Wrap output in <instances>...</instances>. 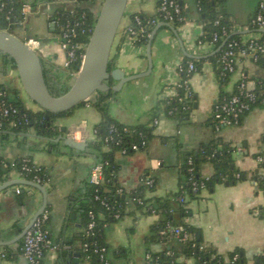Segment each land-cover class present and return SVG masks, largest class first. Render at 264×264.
<instances>
[{"label":"crops","instance_id":"0c3cea01","mask_svg":"<svg viewBox=\"0 0 264 264\" xmlns=\"http://www.w3.org/2000/svg\"><path fill=\"white\" fill-rule=\"evenodd\" d=\"M181 1L187 5V19L175 26L179 36L170 27L160 26L152 45L151 73L126 82L109 99L108 110L110 116L120 123H147L152 126L158 100L170 93L169 86L181 77L178 65L188 58L203 60L190 78L196 96L195 108L190 119L179 125L160 107L157 116L159 122L154 125L148 146L131 154L118 152L115 155L118 179L123 189L129 191L139 184L143 175H150L156 179V187L148 190L146 197L171 195L179 188L182 163L177 140L181 143V150L188 151L221 137L234 147L235 165L246 171L247 177L235 183L217 182L212 188L203 189L196 198L188 200L190 212L184 221L195 226L196 236L202 238L205 245L214 247L219 254L226 257L240 248L247 258L246 264H254V257L264 252V219L261 215L264 192L258 188L255 180L259 161L255 154L264 151V99L251 108L240 125L217 128L212 116L222 92H232L244 76L249 78V88L255 90L257 83L264 81V69L240 54L236 71L222 87L214 65L222 45L199 42L205 22L197 7L198 0ZM258 3L259 0H225L230 32L241 43L252 37L264 36V28L251 23ZM135 14L156 15L157 0H128L111 54L113 67L120 68L126 75L148 69L147 44L133 43L125 32ZM40 15H31L26 22L32 25V35H22L20 28L17 35L31 43L41 55L48 85L55 89L71 86L76 75L66 71V53L61 49L56 34L51 32L50 22L47 20L46 27L40 24ZM162 23L159 21L156 27ZM5 59L0 55V84L7 89L10 98L17 90L19 98L29 108L39 109L24 91L17 70L6 65ZM100 120V111L92 103H86L77 106L71 115L58 118L55 121L57 132L52 135L40 134L33 126L18 131L5 129L0 135L1 157L14 160L27 155L41 165L47 174L44 186L48 192L46 210L49 212L47 226L50 244L43 257L46 264H56L57 261L61 264H78L80 261L79 249L84 228L79 203L85 199L90 170L98 161L97 155L89 149V143L96 139L94 130ZM68 138L78 141L81 147L69 146ZM201 173L211 176L213 166L205 163ZM20 179L24 178L13 172L8 180ZM16 185L21 187L19 192L15 190ZM22 195L23 198H20ZM42 201V192L26 183H16L0 190V264L24 263L20 250L23 230ZM157 219L158 215L154 213L126 211L119 220L108 225L105 240L111 263L145 264L153 254L167 250L169 253L172 247L178 253L179 262L197 264L184 254L183 244L178 237H168L167 240L150 238L151 227Z\"/></svg>","mask_w":264,"mask_h":264},{"label":"trees","instance_id":"16d2710c","mask_svg":"<svg viewBox=\"0 0 264 264\" xmlns=\"http://www.w3.org/2000/svg\"><path fill=\"white\" fill-rule=\"evenodd\" d=\"M27 1L29 0H0V3H4V6L2 9H0V30H7L17 35V29L21 27L19 21L22 18V7ZM30 1H32V4H35L38 0ZM102 1L103 0H80V5L77 4L68 6L66 4H61L55 7V10L52 12V14L47 17V20L48 22H51L52 20L56 19V17L60 16L62 21H64L66 17L69 15L71 16L69 10L73 6L80 23L77 26L78 29L73 36L72 42L73 44H83L82 47L77 50V52L79 54L84 53L90 35L92 34L97 16V13L93 10V6L97 2ZM224 6L225 0H198L197 7L205 22L204 32L200 40L212 39L214 32L218 31L221 25L228 29V36L230 39L236 37L235 34L230 32V22L228 19H226L227 13ZM184 14L187 19L186 10L184 11ZM136 15H139L144 23L157 17V14L152 16L144 14L132 15L130 25L134 27H138L134 20ZM219 17L220 24L217 25L215 24V20ZM157 24L158 23L150 24L148 32L152 33ZM55 29L57 30V28ZM148 40L149 37H146L136 43L147 44ZM219 45H222V47L214 59V65L223 87L233 73L227 74L225 76L222 75L220 59L221 53L225 48L226 43H224V40H222L219 42ZM3 56L6 58L5 64L11 65L17 70L14 59L6 55ZM189 61H194L198 70L203 60L188 58L183 62L185 68ZM81 63L82 58L77 56V59L71 62L69 67H65V69L68 73L77 74L80 70ZM110 63L113 67L112 61ZM258 64L261 66L264 64V56H260ZM192 75L193 73L191 76ZM181 76L182 78L187 76L186 69L181 72ZM242 79L248 84L249 78L247 76H244ZM240 81L235 85V88L232 92H222L221 97H230L235 94L238 91V85ZM0 87L4 88L2 84H0ZM49 88L52 93L58 95L66 92L70 88V85H64L57 89L52 88L49 85ZM4 89L7 91L6 88ZM253 91L257 94V100L251 105V108L264 99V81L257 83L256 88ZM114 94L115 93L112 91L107 93L98 91L91 98L84 100L77 105L79 106L86 103H92V105L100 111L101 120L95 126L96 139L90 141L89 149H91V151L97 155L98 161H107V163L104 164V180L102 184L96 186L90 183L85 194V199L79 203V210L81 211L83 217L82 224L84 229L81 233L82 245L79 249L81 256L78 264H87L84 259L86 254H91L89 262L90 264L97 262V255L93 251L94 246L90 245V248L86 249L83 245L85 242L89 244L96 243L99 246H105L108 251V243L105 240V229L114 221L119 220L126 213V211H139L142 214L154 213L158 215V219L151 227L152 234L150 238L152 240H167L168 237H178V239L183 244L184 254L187 257L193 258L197 264H246L247 258L240 248H236L225 257L219 254L214 247L205 245L203 239L196 236L195 226L184 221V217L189 214L186 213L185 209V205L188 204V200L196 198L202 191H194L192 187V181L193 179H201V169L205 163H210L213 166V174L210 176V180L207 182L206 188H212L217 182L223 181L226 183H235L236 181L247 177V172L235 165V160L233 157V152L235 150L234 147L230 143L225 142L221 137H216L209 143L200 145L197 149L183 151L181 150V143L177 140L176 146L182 155V163L180 165L179 171L178 190L171 195L164 197L148 198L146 197V192L148 190H153L156 187V179L154 178L155 184L152 187H149L143 181H140L134 189L126 191L123 189L118 179V165L115 161V155L124 147L127 148V154L136 152L135 150L131 149V145L133 143L140 144L142 137L146 139L147 144L142 145L140 150L145 149L148 146L150 139L153 137L154 126H150L147 123L126 125L112 118L109 114L108 104L109 99ZM12 96L13 97L11 98L9 97L11 101L15 105L27 110L30 114V123L28 125L11 128L10 130L13 131L23 130L33 126L40 134L48 136L52 135L53 133L57 132L55 121L60 117L71 115L77 107L75 106L74 108L63 112H52L38 105L39 109L36 110L29 108L25 102L19 98L17 90ZM195 103L196 96L192 88H179L176 95L162 97L158 100L156 109L153 112V118L159 116L160 113L158 109L161 107L164 109L165 115L174 118L177 120L179 125H181L190 119L191 113L195 108ZM251 108L243 114L240 124L243 123L244 118ZM170 111H172L171 114L169 113ZM212 121L214 125H216L217 121L214 115L212 116ZM113 124L121 132L122 141L119 144L115 142H105V137L109 134ZM124 126H127V131L123 130ZM3 133V131H0V135ZM260 156H262L263 159L258 161L255 180L258 188L264 192V151L255 154L256 159H258ZM190 158H192V165L189 164ZM17 159L18 158H16V160ZM191 166L194 167V173L192 177L189 172V168ZM42 176L46 181L47 174L44 168ZM144 176L145 175H143V177ZM120 188L123 189L122 192H119ZM96 195H99L100 199H96ZM185 196L187 197V201H182ZM101 198H105L108 202V205L103 204L101 202ZM134 198H141L142 202L137 199L134 200ZM90 211L94 212L97 222L96 227L94 228V234L92 236L85 234L87 225L91 220ZM117 211L120 212V217L115 215ZM261 215L264 219V207L261 209ZM105 223H107L106 226H104ZM175 227H180L181 231L179 233L174 232L173 229ZM185 232L189 234V236L186 238L184 237ZM190 235H193V237H190ZM167 251L153 254L151 259L145 264H183L178 261V253L174 251L172 247H170L169 253H167ZM235 255H238L236 259ZM56 264H61V262L57 261ZM254 264H264V252L254 257Z\"/></svg>","mask_w":264,"mask_h":264},{"label":"built area","instance_id":"2783aa9c","mask_svg":"<svg viewBox=\"0 0 264 264\" xmlns=\"http://www.w3.org/2000/svg\"><path fill=\"white\" fill-rule=\"evenodd\" d=\"M98 3V2H97ZM102 3V2H100ZM61 4L66 5H80V0H38L35 4L32 1H27L22 7V18L19 21L20 26H25L27 20L31 15L35 14H45L49 17L55 10L56 6ZM4 6V3H0V9ZM187 5L182 3L181 0H157V17L148 20L146 23L141 19L139 15H136L134 20L138 27L128 25L125 28V32L133 43L141 41L143 38L150 37L151 33L148 32L149 25L158 23L159 21L170 23L174 26L183 24L186 21V16L184 14L185 7ZM71 16L66 17L62 21L61 17L58 16L51 22L54 23L55 28L59 29V40L60 47L66 53V59L64 66L69 67L70 63L80 56L83 60L84 53H78L77 50L82 47L83 44H73V36L75 35L77 26L80 21L76 16L74 7L70 8ZM251 23L254 26L264 28V0H259L257 10L251 19ZM215 24H220V17L215 20ZM228 29L221 25L220 29L214 32L212 39L210 40H199L200 43L205 41L219 43L224 40L226 43L225 48L221 53V66L222 75L232 74L236 71L239 55L250 58L256 63L260 56H264V36L263 37H252L244 43H241L235 38H229ZM31 44V43H30ZM32 45V44H31ZM33 46V45H32ZM264 69V64L262 65ZM186 69L187 76L185 78L180 77L178 81L169 86L170 93L167 96H174L178 93L179 88L190 89V78L191 74L197 71L196 64L194 61H189L186 68L181 62L178 65L179 72H183ZM73 75H77L72 73ZM257 100V94L250 90L247 82L241 80L238 85V91L230 97H221L213 111V115L216 119V127L221 126H231L240 125L243 114L251 108ZM164 113V109L162 111ZM170 114L172 111L169 112ZM159 122V118H153L151 125L154 126ZM30 123V114L27 110L15 105L9 98L8 92L0 87V131L5 129H11L14 127L28 125ZM124 131H127V126L123 127ZM96 134V129L94 130ZM122 136L119 129L113 124L111 126L109 134L105 137V142H115L117 144L121 143ZM147 141L142 137L140 144L133 143L131 149L138 151L142 145H146ZM120 153L127 154V148L124 147L120 150ZM263 158L260 156L258 158L261 161ZM104 161H97L91 168L89 173L90 183L93 185H101L104 180ZM189 164L192 165V158L189 159ZM16 172L17 175L24 179H29L31 181L44 184L45 179L42 176L43 167L37 164L31 157L24 155L17 160H7L0 156V183H3L10 179L12 173ZM191 177L194 173V167L189 168ZM210 180V176L202 175L200 180L193 179L192 187L194 191L203 190L207 187V182ZM147 186L152 187L155 184L154 177L150 175H145L141 178ZM21 189L20 185H16V192ZM123 189L120 188L119 192ZM96 199H100L99 195L95 196ZM142 202L141 198H134ZM182 201H187L185 196ZM101 202L108 205L105 198H101ZM186 213L190 212L188 204L185 205ZM120 217V212L117 211L115 214ZM91 220L87 225L85 234L92 236L94 234V228L96 227V219L93 211H90ZM49 220V212L45 210L32 224L30 229L23 236V241L20 247L21 254L24 258L23 264H46L43 261L45 251L50 244V232L47 226ZM107 223L104 224L106 226ZM174 232L179 233L181 231L180 227H175ZM187 232L184 233V237H188ZM84 247L86 249L93 245V251L97 255V262L93 264H111V261L107 257V248L105 246H99L96 243L89 244L85 242ZM5 254L3 253V256ZM238 255H235V259ZM91 254H86L84 256L85 262L90 264ZM151 259V257H149Z\"/></svg>","mask_w":264,"mask_h":264},{"label":"water","instance_id":"95a60500","mask_svg":"<svg viewBox=\"0 0 264 264\" xmlns=\"http://www.w3.org/2000/svg\"><path fill=\"white\" fill-rule=\"evenodd\" d=\"M127 3L128 0L102 1L92 34L85 48L80 70L75 76L73 84L64 93L56 95L51 92L45 76L43 59L28 41L7 30H0V55L14 59L23 89L28 97L40 107L52 112H63L74 108L98 91L117 93L126 82L151 73L153 69L152 45L161 25L170 27L179 36L174 25L163 22L155 27L149 37L147 43L148 69L146 71L126 75L120 68L112 67L110 62L113 44L125 15ZM50 27L52 33H59V29H55L53 22H50ZM67 144L73 147H81V144L73 138H68ZM16 183L29 184L39 189L43 194L42 205L23 230L24 236L35 220L46 210L48 192L44 184L29 179L5 181L0 184V190ZM23 193L24 191L21 192V194ZM21 197L23 198V195Z\"/></svg>","mask_w":264,"mask_h":264},{"label":"rangeland","instance_id":"374dc122","mask_svg":"<svg viewBox=\"0 0 264 264\" xmlns=\"http://www.w3.org/2000/svg\"><path fill=\"white\" fill-rule=\"evenodd\" d=\"M101 8V3L98 2L93 6V10L98 14L99 10ZM39 22L41 25L43 26H47V17L45 16V14H42L39 16ZM20 28V33H22V35H32L33 33V29H32V25L31 24H26L25 27L21 26ZM62 87V86H61Z\"/></svg>","mask_w":264,"mask_h":264},{"label":"flooded vegetation","instance_id":"af4514ba","mask_svg":"<svg viewBox=\"0 0 264 264\" xmlns=\"http://www.w3.org/2000/svg\"><path fill=\"white\" fill-rule=\"evenodd\" d=\"M55 34H56V36L58 37L57 39L59 40V35H58V32L56 33L55 32ZM60 41V40H59ZM38 52V51H37ZM39 53V52H38ZM41 56V55H40Z\"/></svg>","mask_w":264,"mask_h":264}]
</instances>
